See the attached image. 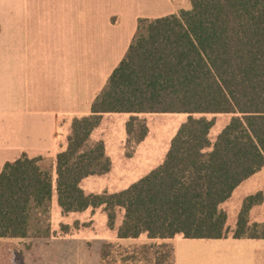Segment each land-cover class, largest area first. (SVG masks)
I'll return each mask as SVG.
<instances>
[{
    "label": "trees",
    "instance_id": "obj_1",
    "mask_svg": "<svg viewBox=\"0 0 264 264\" xmlns=\"http://www.w3.org/2000/svg\"><path fill=\"white\" fill-rule=\"evenodd\" d=\"M106 113L131 114L128 134L136 114L188 118L147 174L118 192L87 193L82 181L112 166L104 141L92 140ZM207 114L232 115L214 139ZM41 160L24 154L0 173V264H18L13 240L38 234L33 214L54 195L65 213L102 207L120 239L264 238L246 233L244 211L232 228L222 209L264 166V0H191L178 14L140 19L91 114L72 117L54 173Z\"/></svg>",
    "mask_w": 264,
    "mask_h": 264
},
{
    "label": "crops",
    "instance_id": "obj_2",
    "mask_svg": "<svg viewBox=\"0 0 264 264\" xmlns=\"http://www.w3.org/2000/svg\"><path fill=\"white\" fill-rule=\"evenodd\" d=\"M190 7L191 0H0V173L6 162L24 154L55 157L67 119L91 114L93 101L128 51L139 20ZM130 116L106 113L98 127L117 121L110 125L118 130L114 146L119 149L126 147ZM146 138L132 143L137 149L132 158L145 147ZM102 140L108 151V141ZM259 194L260 200L249 202ZM222 209L232 228L243 211L246 228L264 227V166L234 190ZM111 239L119 240L116 232ZM196 240L214 246L198 251L203 262L264 264V238Z\"/></svg>",
    "mask_w": 264,
    "mask_h": 264
},
{
    "label": "rangeland",
    "instance_id": "obj_3",
    "mask_svg": "<svg viewBox=\"0 0 264 264\" xmlns=\"http://www.w3.org/2000/svg\"><path fill=\"white\" fill-rule=\"evenodd\" d=\"M206 117L215 120L211 131L214 139L232 115L207 114ZM187 118L188 114L185 113L147 114L130 122L133 131L128 134L129 117L125 125L127 142L123 149L114 146L118 130L111 125H117V121L108 120L93 132L92 140L104 138L108 141L107 152L113 160L111 170L102 176L87 177L82 181L81 187L87 193L115 192L128 187L163 159L171 140ZM71 120L72 118L67 119L66 126L61 131L63 142L70 132ZM144 132L147 143L144 148L138 149V156L132 158L137 151L132 143ZM119 133L121 134V130ZM54 159L51 155L44 156L40 164L54 173ZM32 221L31 233L36 231L38 234L14 239L18 264H157L162 259L164 264H209L207 260L203 262L197 253L214 247L213 243L182 236L165 241L147 239L146 236L136 240H114L111 237L115 232L109 228L108 218L102 207L65 213L58 206L55 195L45 207L34 212ZM246 233L262 236L264 228L253 229L250 226ZM106 244L112 246L107 247L108 254L103 258L102 250ZM221 248L218 246L217 250H222ZM223 261L217 264H231L227 259Z\"/></svg>",
    "mask_w": 264,
    "mask_h": 264
}]
</instances>
